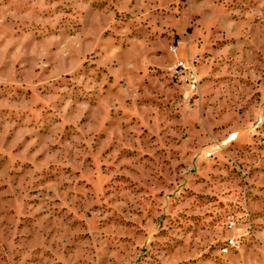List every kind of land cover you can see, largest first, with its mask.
<instances>
[{
    "label": "rangeland",
    "instance_id": "obj_1",
    "mask_svg": "<svg viewBox=\"0 0 264 264\" xmlns=\"http://www.w3.org/2000/svg\"><path fill=\"white\" fill-rule=\"evenodd\" d=\"M0 264H264V0H0Z\"/></svg>",
    "mask_w": 264,
    "mask_h": 264
},
{
    "label": "built area",
    "instance_id": "obj_2",
    "mask_svg": "<svg viewBox=\"0 0 264 264\" xmlns=\"http://www.w3.org/2000/svg\"><path fill=\"white\" fill-rule=\"evenodd\" d=\"M173 74L181 81H183L187 88L190 90H196L199 80L195 72L194 64L192 60H178L177 63L172 68ZM262 120L260 119V122ZM239 245V241L236 238H231L226 242L224 251L231 248H235Z\"/></svg>",
    "mask_w": 264,
    "mask_h": 264
}]
</instances>
